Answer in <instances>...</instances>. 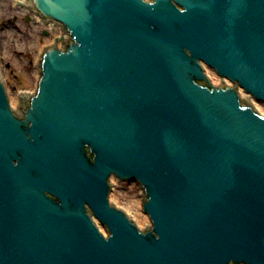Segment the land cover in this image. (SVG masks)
<instances>
[{"label": "water", "instance_id": "obj_1", "mask_svg": "<svg viewBox=\"0 0 264 264\" xmlns=\"http://www.w3.org/2000/svg\"><path fill=\"white\" fill-rule=\"evenodd\" d=\"M27 7L63 36L16 107L0 66V264H264V0Z\"/></svg>", "mask_w": 264, "mask_h": 264}, {"label": "rangeland", "instance_id": "obj_2", "mask_svg": "<svg viewBox=\"0 0 264 264\" xmlns=\"http://www.w3.org/2000/svg\"><path fill=\"white\" fill-rule=\"evenodd\" d=\"M37 26L32 22L27 24V32L23 35L19 32L10 31V47L7 59L4 60V75L6 87L10 101L16 107L19 102L21 89L33 91L38 80L37 60L41 50L52 42L59 35L60 28L57 27L54 31L51 27H42L39 35H32V30ZM19 31V30H18ZM44 32L49 33V37L43 35ZM37 37V39H36ZM41 39V40H39ZM9 63V68H7ZM212 81L215 85L220 80V77L210 68L206 67ZM258 108L264 112V104L257 103ZM113 180V190L111 192V201L133 216L139 223L141 228L146 227L151 223L147 214L142 208V190L135 182H120L115 178ZM144 219L147 222H144ZM148 223V224H147ZM101 230L106 233L105 228L100 226Z\"/></svg>", "mask_w": 264, "mask_h": 264}, {"label": "flooded vegetation", "instance_id": "obj_3", "mask_svg": "<svg viewBox=\"0 0 264 264\" xmlns=\"http://www.w3.org/2000/svg\"><path fill=\"white\" fill-rule=\"evenodd\" d=\"M27 1L28 0H0V66L3 72L5 67L4 60L7 59L6 56L11 43L10 31L14 30L23 35L27 32L28 22H32L37 24L32 30V35L36 36L40 34L42 31L40 29L44 27L40 18L27 7ZM43 35L49 37L48 32H44ZM7 65V68H9V63H7Z\"/></svg>", "mask_w": 264, "mask_h": 264}, {"label": "bare ground", "instance_id": "obj_4", "mask_svg": "<svg viewBox=\"0 0 264 264\" xmlns=\"http://www.w3.org/2000/svg\"><path fill=\"white\" fill-rule=\"evenodd\" d=\"M42 21V20H41ZM42 23L44 24V22L42 21ZM46 25L44 24V27H45ZM48 28H50L49 26H48ZM60 28V27H59ZM60 31H61V28H60ZM242 91V90H241ZM242 93H243V91H242ZM243 95H245V93H243ZM245 96H247V95H245ZM256 103H258V102H256ZM144 222L146 223L147 222V220L146 219H144ZM148 224V223H147Z\"/></svg>", "mask_w": 264, "mask_h": 264}]
</instances>
